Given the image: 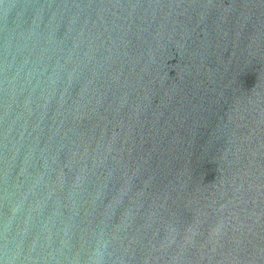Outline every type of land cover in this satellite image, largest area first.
<instances>
[{
  "label": "water",
  "instance_id": "1",
  "mask_svg": "<svg viewBox=\"0 0 264 264\" xmlns=\"http://www.w3.org/2000/svg\"><path fill=\"white\" fill-rule=\"evenodd\" d=\"M0 264H264V0H0Z\"/></svg>",
  "mask_w": 264,
  "mask_h": 264
}]
</instances>
